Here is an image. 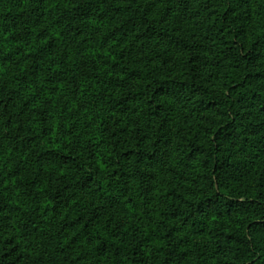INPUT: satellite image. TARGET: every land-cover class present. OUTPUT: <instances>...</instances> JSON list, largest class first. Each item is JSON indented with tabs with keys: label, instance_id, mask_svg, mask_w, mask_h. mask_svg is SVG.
<instances>
[{
	"label": "trees",
	"instance_id": "16d2710c",
	"mask_svg": "<svg viewBox=\"0 0 264 264\" xmlns=\"http://www.w3.org/2000/svg\"><path fill=\"white\" fill-rule=\"evenodd\" d=\"M26 1L0 13V264H264V0H29L71 67L26 52Z\"/></svg>",
	"mask_w": 264,
	"mask_h": 264
},
{
	"label": "rangeland",
	"instance_id": "374dc122",
	"mask_svg": "<svg viewBox=\"0 0 264 264\" xmlns=\"http://www.w3.org/2000/svg\"><path fill=\"white\" fill-rule=\"evenodd\" d=\"M148 1H152V0H148ZM7 2L8 0H0V13L3 12V8H5ZM160 2L161 1H159V6L162 11L164 9V6ZM176 2H178V0H176ZM26 3H27L26 7L27 9H29L30 12L29 14H26L25 16L26 20L21 27L22 32L24 34L23 37H25L24 39L25 42H22V44L25 47L26 52H31V50L34 49L33 43H35L37 47L40 48V50H42L41 56L45 57V55L48 52L46 45L48 44L49 41H53L54 42L52 46L53 50L54 51L57 50L59 54L63 52L65 55H67L66 57L69 58V60H67L70 62L68 67H71L75 62H77V65L81 63L80 58H78V60L74 62V58L68 56V54L69 55L72 54V56H74L75 50L70 49L71 53H69V49L64 44L66 43V41L61 39L60 35L51 34L48 32V30H46L47 20H46V16L41 13V9H40L41 4L36 2H31L29 0H27ZM166 8L168 9L166 10V17H164L163 19L164 24L168 26L175 25L179 30V32L186 31L187 35L194 36V38H196L197 41L200 42L197 33L192 29V24L190 23L189 17L181 9V7L179 8V6L174 5L172 6V8L171 7H166ZM17 12L21 13V10ZM166 49L170 51L169 57L172 59V61L175 60L176 58H180L181 52L179 50H176L172 47H168L166 45L165 40L156 38L154 42L149 43V45L147 46L145 52L146 58L149 59L147 61L150 64L158 66L161 62L158 58H163L167 55ZM164 51L166 53H164ZM202 57H203L202 60L209 59V55L207 54H203ZM206 72H207L208 80L212 81L215 87H218L219 86L218 70L215 68L212 69L211 67H207ZM46 97L49 101L51 100V102L57 105L56 110H58V108L61 106L63 107V111H64L62 112L63 115H67V117L69 116V118L66 119V122H71V123L74 122L79 126L85 124L86 112H84L82 108H78V106L76 107L75 105H70L68 102V98L64 97L62 99L59 95L53 96L52 94H49ZM167 173L168 175L170 174L168 171ZM169 177H171V179L173 180V184H175L177 181V179H175V176L173 174H170ZM154 188H158V186L156 185L154 186ZM152 192H153L152 196H154L156 195L157 190Z\"/></svg>",
	"mask_w": 264,
	"mask_h": 264
}]
</instances>
